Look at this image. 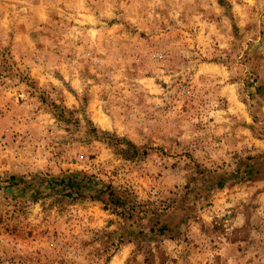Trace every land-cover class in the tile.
Listing matches in <instances>:
<instances>
[{
    "label": "rangeland",
    "instance_id": "obj_1",
    "mask_svg": "<svg viewBox=\"0 0 264 264\" xmlns=\"http://www.w3.org/2000/svg\"><path fill=\"white\" fill-rule=\"evenodd\" d=\"M0 264H264V0H0Z\"/></svg>",
    "mask_w": 264,
    "mask_h": 264
}]
</instances>
